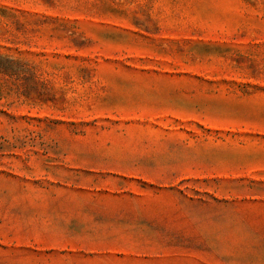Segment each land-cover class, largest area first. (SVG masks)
I'll return each instance as SVG.
<instances>
[{"label": "rangeland", "instance_id": "obj_1", "mask_svg": "<svg viewBox=\"0 0 264 264\" xmlns=\"http://www.w3.org/2000/svg\"><path fill=\"white\" fill-rule=\"evenodd\" d=\"M0 264H264V0H0Z\"/></svg>", "mask_w": 264, "mask_h": 264}]
</instances>
